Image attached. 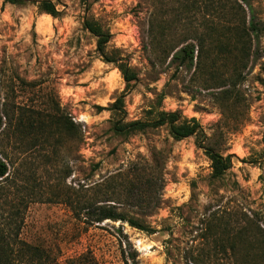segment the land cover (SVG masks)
Returning <instances> with one entry per match:
<instances>
[{"label": "rangeland", "instance_id": "obj_1", "mask_svg": "<svg viewBox=\"0 0 264 264\" xmlns=\"http://www.w3.org/2000/svg\"><path fill=\"white\" fill-rule=\"evenodd\" d=\"M38 1L0 0V158L9 169L0 177V236L15 252L11 264H39L16 253L25 244L46 250L45 264L84 254L122 264L136 251L138 264H240V247L264 233V0L252 1L261 30L258 40L250 32L244 58L240 43L223 51L216 37L243 17L248 28L246 4L239 14L229 6L208 15L192 7L195 0H54L61 13L53 16ZM87 16L112 32L108 49L127 58L137 81L128 86L102 59ZM197 36L205 38L203 53L193 66H178L173 53ZM122 94L126 120H149L151 109L179 111L204 133L177 140L163 125L119 135L112 129L118 113L98 106ZM6 111L15 119L21 111L36 119L67 114L79 132L48 140L40 129L21 133ZM200 143L231 155L220 179ZM111 177L156 181L142 200L119 186L115 195L120 211L154 232L121 220L85 223L64 201Z\"/></svg>", "mask_w": 264, "mask_h": 264}, {"label": "trees", "instance_id": "obj_2", "mask_svg": "<svg viewBox=\"0 0 264 264\" xmlns=\"http://www.w3.org/2000/svg\"><path fill=\"white\" fill-rule=\"evenodd\" d=\"M30 1L31 0H5V2L20 5H26ZM82 1L84 3L88 2V0ZM252 1L253 0H195L192 7H198L197 5L203 6L204 12L210 15L218 9H225L230 6V8L237 10L236 13L239 14L240 10L244 11L243 5L246 4L252 12L248 28L246 26V17H243L242 22L237 24L231 34H228V32H225L224 30L216 37V40L220 42L218 46L223 51L226 49L225 47H228L231 44L236 46L240 43V53L242 58H244V55L249 56L251 50V46H249L251 42L250 32H253L255 38L258 40L259 32L261 30L260 23L255 20ZM38 3L43 12L49 13L53 16H58L61 13V10L58 8L57 3L54 2V0H40ZM84 27L96 37L97 51L102 59L105 62L113 63L118 67L127 85L129 86L137 81L138 74L136 70L129 65L127 58L119 54L116 49H108V45L113 36L112 32L108 28H105L98 20L88 16L84 19ZM228 29L229 31L232 30L231 28ZM215 32L214 26H212V36H214ZM211 34L210 37H212ZM221 37H226L232 42H221ZM196 38L198 42H188L178 48L173 53L171 60L177 62L178 66H193L195 58H199V55L201 56L203 53L205 42L203 36H197ZM225 92L229 94L231 90L228 89ZM125 96V94L120 95L110 106H98L100 110L109 109L118 113L119 117L114 120L112 129L119 135L129 137L131 134L144 131L147 128H157L163 125H168L171 135L177 140L204 133L201 123L197 118H185L179 111H166L160 109L156 111L151 109L150 114L152 117L149 120H126L124 117L126 114ZM160 97L161 100L162 96ZM5 117L10 124H16L17 129L21 133H32L33 129H40L41 135L47 140L49 137L53 136L54 132L59 134L64 133L66 136L73 138L74 134L75 136L78 134L80 127L79 124L67 114L53 113L49 114L46 119H36L32 114L21 111L15 119L14 117H11V114L8 111H6ZM35 120L37 121L35 122ZM2 124L3 121L2 118H0V126ZM200 146L204 148L205 153L211 161L212 177L215 179L223 177L232 165L231 155L225 156L205 144L200 143ZM8 170L7 163L0 158V177H4L8 173ZM154 183H156L154 180H147L141 184L128 180L125 181V184H116L111 177L102 182L95 183L93 186L85 189V192H83V190L82 192L76 191L77 193L74 198L67 196L64 198V201L71 207L75 215L85 223L94 224L107 219L114 221L121 220L123 222H128L133 227L151 233L154 232L153 228L146 226L139 219L129 216L119 210L118 203H121V201H119L115 195L116 189L119 186L127 190L128 197L142 200L143 197H145L144 192L148 193L149 191L148 186H153L155 185ZM89 190H91V192H89ZM110 201H114V203H110ZM242 234L243 231L239 234L238 239L231 241V246L234 247V249L236 247L235 243L242 241ZM261 235L258 232L257 235L252 236L249 245L247 243V245L244 244V248L240 247L243 252H246L245 258L240 264H264V233H261ZM16 253L19 256H26L29 260L39 264H45L50 257L46 250L33 244H25V247L22 248L21 251L18 250ZM13 254H15V252L12 249L11 244L4 236H0V264H11ZM137 257L138 252L136 251L132 253V255L126 256L125 261L122 264H138ZM69 263L98 264L95 259L87 261L86 254L70 260ZM197 264H202V262H198Z\"/></svg>", "mask_w": 264, "mask_h": 264}]
</instances>
